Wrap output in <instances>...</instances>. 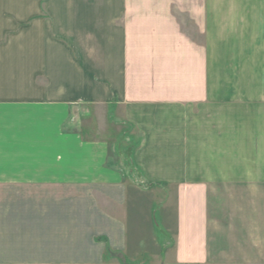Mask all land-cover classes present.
Returning <instances> with one entry per match:
<instances>
[{"label": "crops", "instance_id": "obj_1", "mask_svg": "<svg viewBox=\"0 0 264 264\" xmlns=\"http://www.w3.org/2000/svg\"><path fill=\"white\" fill-rule=\"evenodd\" d=\"M77 106L140 134L142 184ZM263 153L264 0H0V264H234Z\"/></svg>", "mask_w": 264, "mask_h": 264}, {"label": "rangeland", "instance_id": "obj_2", "mask_svg": "<svg viewBox=\"0 0 264 264\" xmlns=\"http://www.w3.org/2000/svg\"><path fill=\"white\" fill-rule=\"evenodd\" d=\"M77 107L78 111H73V119L71 124L68 125L69 128L74 132L80 131L84 139L89 141L100 139L111 141L112 156H116L118 160L117 168L125 174L129 181L140 185L144 180L140 170L132 160V152L140 142V134L130 124H125L115 119L109 109L96 111V108L90 106ZM259 187H262V191L256 193L253 200L251 199L253 195L249 194L250 196H248V193H246V200L244 201L246 209L242 211L245 216L243 220L241 219V224L246 227L239 234V237H241L240 245L234 246V240L230 248L236 255L234 264H264V184ZM151 188L154 187L151 186ZM54 192H61V188H55ZM155 208L157 209V206ZM155 210L154 212L158 214ZM252 213L256 216H250ZM155 219L161 221L159 216ZM259 225H261L260 228ZM164 236L161 232L159 233L161 242L166 246L167 242L164 241ZM251 237L253 238L251 239ZM96 241L102 242L103 240L96 239ZM106 241L104 240V242ZM226 252L227 250H223L222 255L225 256ZM103 261L106 264H151L148 259L132 260L123 254L115 252L108 245L106 246ZM220 264H229V262L222 258Z\"/></svg>", "mask_w": 264, "mask_h": 264}]
</instances>
